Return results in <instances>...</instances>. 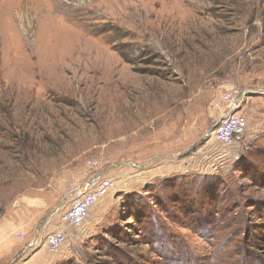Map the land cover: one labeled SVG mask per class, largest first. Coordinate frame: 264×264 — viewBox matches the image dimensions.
I'll list each match as a JSON object with an SVG mask.
<instances>
[{"label": "rangeland", "instance_id": "374dc122", "mask_svg": "<svg viewBox=\"0 0 264 264\" xmlns=\"http://www.w3.org/2000/svg\"><path fill=\"white\" fill-rule=\"evenodd\" d=\"M263 91L264 0H0V224L32 233L96 163L116 189L60 264H264Z\"/></svg>", "mask_w": 264, "mask_h": 264}, {"label": "built area", "instance_id": "2783aa9c", "mask_svg": "<svg viewBox=\"0 0 264 264\" xmlns=\"http://www.w3.org/2000/svg\"><path fill=\"white\" fill-rule=\"evenodd\" d=\"M245 97L246 94L236 88H230L223 93L225 111L211 132V136L219 145L234 147L242 141L247 129V119L238 111ZM90 166L84 181L74 187L66 197L64 204L71 198L67 210L60 213V221L72 227H80L90 217L92 207L116 189V180L106 177L102 171H95L96 163ZM21 237L22 235L19 236ZM66 241L67 237L63 231H53L45 238L48 253L56 254ZM37 244V239L35 242L31 241L27 249H34Z\"/></svg>", "mask_w": 264, "mask_h": 264}, {"label": "crops", "instance_id": "0c3cea01", "mask_svg": "<svg viewBox=\"0 0 264 264\" xmlns=\"http://www.w3.org/2000/svg\"><path fill=\"white\" fill-rule=\"evenodd\" d=\"M160 173L161 171H146L138 175L134 183L137 187L140 185L141 187L148 186V184L152 182L151 180L154 175ZM114 175L115 174H107L106 177L114 179ZM106 197L92 207L90 217L80 227H72L60 221V213L66 211L68 208L66 204L67 208L64 211L59 213H57L58 210L56 212L52 211L45 215L40 225L36 226L32 233L30 227L27 225H24V227L3 221L0 224V264H60V262L68 258V256H70V258L71 256L73 257V251L68 253L66 246H72L70 243L84 244L85 239L95 229L92 223L96 222L97 226L98 221L101 219L100 212L106 211L107 201H104ZM97 212H99L100 215ZM55 230L63 231L67 237V241L56 254L52 255L47 251L45 238ZM16 234L22 235V237L17 238ZM34 239H37V246L34 249H27L28 243Z\"/></svg>", "mask_w": 264, "mask_h": 264}, {"label": "water", "instance_id": "95a60500", "mask_svg": "<svg viewBox=\"0 0 264 264\" xmlns=\"http://www.w3.org/2000/svg\"><path fill=\"white\" fill-rule=\"evenodd\" d=\"M35 241H36V239L33 240V242H35Z\"/></svg>", "mask_w": 264, "mask_h": 264}, {"label": "trees", "instance_id": "16d2710c", "mask_svg": "<svg viewBox=\"0 0 264 264\" xmlns=\"http://www.w3.org/2000/svg\"><path fill=\"white\" fill-rule=\"evenodd\" d=\"M153 201H155V200H153ZM155 204V203H154ZM156 205H158L157 203H156Z\"/></svg>", "mask_w": 264, "mask_h": 264}]
</instances>
